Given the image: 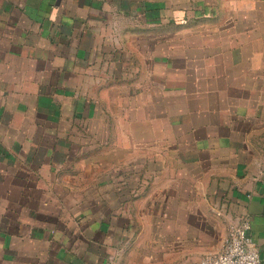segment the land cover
I'll list each match as a JSON object with an SVG mask.
<instances>
[{
  "label": "crops",
  "instance_id": "obj_1",
  "mask_svg": "<svg viewBox=\"0 0 264 264\" xmlns=\"http://www.w3.org/2000/svg\"><path fill=\"white\" fill-rule=\"evenodd\" d=\"M245 218L264 264V0H0V264H199Z\"/></svg>",
  "mask_w": 264,
  "mask_h": 264
},
{
  "label": "built area",
  "instance_id": "obj_2",
  "mask_svg": "<svg viewBox=\"0 0 264 264\" xmlns=\"http://www.w3.org/2000/svg\"><path fill=\"white\" fill-rule=\"evenodd\" d=\"M248 218L227 228L222 250L203 256L199 264H260V255L251 233Z\"/></svg>",
  "mask_w": 264,
  "mask_h": 264
}]
</instances>
